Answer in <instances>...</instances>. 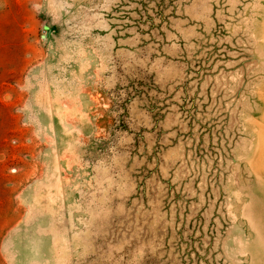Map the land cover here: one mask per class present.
I'll use <instances>...</instances> for the list:
<instances>
[{
    "label": "rangeland",
    "instance_id": "rangeland-1",
    "mask_svg": "<svg viewBox=\"0 0 264 264\" xmlns=\"http://www.w3.org/2000/svg\"><path fill=\"white\" fill-rule=\"evenodd\" d=\"M0 264H264V0H0Z\"/></svg>",
    "mask_w": 264,
    "mask_h": 264
}]
</instances>
